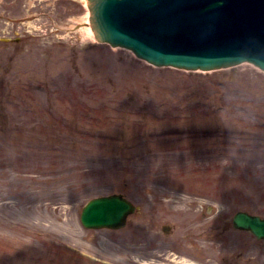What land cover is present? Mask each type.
Returning a JSON list of instances; mask_svg holds the SVG:
<instances>
[{
    "label": "rangeland",
    "instance_id": "rangeland-1",
    "mask_svg": "<svg viewBox=\"0 0 264 264\" xmlns=\"http://www.w3.org/2000/svg\"><path fill=\"white\" fill-rule=\"evenodd\" d=\"M86 11L0 0V264H264V240L226 226L237 209L264 214V72L153 67L61 28ZM111 192L139 210L84 229L83 202Z\"/></svg>",
    "mask_w": 264,
    "mask_h": 264
},
{
    "label": "water",
    "instance_id": "water-1",
    "mask_svg": "<svg viewBox=\"0 0 264 264\" xmlns=\"http://www.w3.org/2000/svg\"><path fill=\"white\" fill-rule=\"evenodd\" d=\"M87 1L99 41L128 48L155 65L211 69L250 61L264 69V0ZM94 213L85 214L91 223L108 221ZM234 224L264 237V218L237 212Z\"/></svg>",
    "mask_w": 264,
    "mask_h": 264
},
{
    "label": "bare ground",
    "instance_id": "bare-ground-1",
    "mask_svg": "<svg viewBox=\"0 0 264 264\" xmlns=\"http://www.w3.org/2000/svg\"><path fill=\"white\" fill-rule=\"evenodd\" d=\"M85 24H87V23L85 22ZM85 24L83 23L82 25H84V26H82V27L87 29L88 33H90L89 26L88 25L85 26ZM177 264H197V263L189 261V259H187L186 257H181L180 260H177Z\"/></svg>",
    "mask_w": 264,
    "mask_h": 264
}]
</instances>
